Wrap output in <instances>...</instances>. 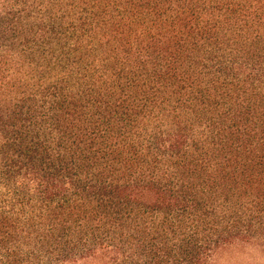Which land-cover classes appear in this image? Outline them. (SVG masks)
<instances>
[{
	"label": "trees",
	"instance_id": "trees-1",
	"mask_svg": "<svg viewBox=\"0 0 264 264\" xmlns=\"http://www.w3.org/2000/svg\"><path fill=\"white\" fill-rule=\"evenodd\" d=\"M264 251V0H0V264H217Z\"/></svg>",
	"mask_w": 264,
	"mask_h": 264
},
{
	"label": "rangeland",
	"instance_id": "rangeland-1",
	"mask_svg": "<svg viewBox=\"0 0 264 264\" xmlns=\"http://www.w3.org/2000/svg\"><path fill=\"white\" fill-rule=\"evenodd\" d=\"M217 264H264V251L257 248H241L222 254Z\"/></svg>",
	"mask_w": 264,
	"mask_h": 264
}]
</instances>
